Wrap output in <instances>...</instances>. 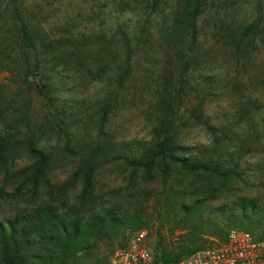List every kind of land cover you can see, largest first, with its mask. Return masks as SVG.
<instances>
[{"label":"trees","instance_id":"1","mask_svg":"<svg viewBox=\"0 0 264 264\" xmlns=\"http://www.w3.org/2000/svg\"><path fill=\"white\" fill-rule=\"evenodd\" d=\"M142 3L154 15L162 8V0H142ZM205 6V0H178L169 12V22L161 26L159 44L165 43L170 48L173 67L154 100L152 136L134 146L115 141L106 132L109 110L102 108L101 120L94 128L64 124L61 127L55 122L60 114L51 102L62 92L57 83L61 74L56 73L70 65L61 58L66 52L72 51L71 55L81 62L89 58L84 69L92 68L90 75L94 74L95 79H115L117 74L122 85L136 71L142 51L140 44L133 45L127 32L122 33L121 41L114 40L109 33L99 36L87 33L88 36L78 32L76 38H71L82 42L78 47L71 48L63 38H48L53 43L51 47H55L42 59L38 53L37 30L26 20L24 8L19 5L10 9L13 28L8 37L0 36V72L14 71L6 62L14 55L24 71L21 74L28 84L26 97L30 104L35 107L36 99L48 110L35 117L28 103L27 107L12 112L0 107V171L10 176L13 186L9 193L0 185V203L18 201L20 196L23 205L14 214L0 217V264H86L102 240L124 236L127 230L143 226L135 207L141 203L139 196L146 184L153 183L164 186L165 208L173 212L178 209L176 215L188 228L221 229L220 219L225 216L235 228L264 238V195L241 191V186L254 189L264 183V174H259L258 166L244 160L256 145L249 142L250 131L245 133L246 139L241 144H234L227 134L217 138V128L210 124L202 99L189 110V119L203 124L213 134L212 146L194 151L181 144L182 136L176 125L178 101L188 85L184 77L193 68L192 55L198 46ZM4 12L0 3V17ZM258 29L256 23L236 25L225 19L219 26V49L231 54L236 64L242 60L249 62L257 49ZM95 39L102 41L103 49L90 56ZM110 44L118 46L124 55L121 68L114 64L119 59L108 48ZM212 81L206 77L208 84ZM57 130V142L49 148L41 147L42 137ZM22 159L26 165L15 172L16 163ZM68 163L73 165L70 180L54 183L53 171ZM107 173L121 178L119 186H100L101 176ZM178 176L187 185L183 183L176 188L180 183L174 184L172 180ZM226 197H231V202L219 206L217 214L211 217L213 203ZM226 237L218 243L225 242ZM183 259L163 252L155 264H179Z\"/></svg>","mask_w":264,"mask_h":264},{"label":"rangeland","instance_id":"2","mask_svg":"<svg viewBox=\"0 0 264 264\" xmlns=\"http://www.w3.org/2000/svg\"><path fill=\"white\" fill-rule=\"evenodd\" d=\"M177 1L162 0V8L154 15L151 8L143 5L142 0H0L5 10L0 17V36L5 34L8 37V32L13 28L10 9L19 5L24 8L26 20L37 30L38 53L42 59L47 56V52L51 54L55 47H51L53 43L48 38H63L73 48L82 43L71 39L79 33H91L90 36L109 33L117 41L122 40V33L130 34L133 45L140 44L142 51L136 63V71L126 82L120 85L117 74H114L115 79H95L94 74L90 75L92 68L84 69L89 58L81 62L69 51L61 57L65 64H70L68 69L63 67L66 70L58 69L56 73L57 76L61 74L56 80L62 92L51 104L56 113L60 114L57 117L59 120L55 122L61 127L64 124L94 128L101 120L99 113L102 116V108L109 110L106 132L115 141L130 142L134 146L142 140H150L155 125L154 100L172 71L171 50L165 43L159 44L158 38L163 28L161 26L169 22V12ZM205 4L200 20L198 46L192 55L193 68L184 77L188 85L182 93V99L178 101L176 125L182 136L181 144L198 151L214 143L213 134L203 124L189 119V110L197 100L202 99L210 124L217 128V138L227 134L234 144H241L246 139L245 133L250 131L252 140L249 142L256 145L245 155L244 160L258 166L259 169H256L259 174H264V0H205ZM225 19L232 20L236 25L258 24L257 49L253 51L249 62L242 60L236 64L231 54L219 49L218 31ZM94 41L96 43L90 56H94L99 48L103 49L100 45L102 41ZM108 48L117 53L115 59L119 60H115L114 64L121 68L124 55L114 44ZM6 62L14 71L0 72V107L12 112L27 107L28 103L36 113L35 117L47 111L43 102L35 99L33 107L26 97L29 89L21 74L24 71L19 60L12 55ZM71 69L76 70L68 71ZM81 70L85 71L79 72ZM206 77L217 81L208 84ZM201 81H204L202 85ZM252 127L254 130H251ZM58 131L45 134L40 140V146L49 148V145L57 142ZM63 137L67 139L65 134H62ZM46 142L48 144H44ZM25 165L26 160L22 159L13 170L19 171ZM71 166L70 163L59 165L52 173V181L56 184L68 182ZM117 168L122 172L119 166ZM11 180L7 173L0 171V185L9 193L13 190ZM120 183V177L108 173L100 178V186L104 188L119 186ZM172 183H180L176 188H180L183 183L187 185V181L183 182L180 176L172 180ZM262 184L254 189L241 186V191L248 195H264ZM139 198L141 203L136 204L135 208L138 209L143 226L127 230L124 236L102 240L86 264H106L114 252L126 244L131 234L142 229L150 231L148 242L155 259L163 252L183 259L193 250L221 242L229 230L235 228L225 216L220 219L221 229L209 231L206 227L197 230L188 228L176 215L178 209L174 213L165 208L166 189L160 184H146ZM231 200V197H226L214 202L210 216H215L217 208ZM21 202L20 196L18 201L10 199L1 202L0 217L14 214L19 206L23 208ZM175 205L178 207L179 200Z\"/></svg>","mask_w":264,"mask_h":264},{"label":"built area","instance_id":"3","mask_svg":"<svg viewBox=\"0 0 264 264\" xmlns=\"http://www.w3.org/2000/svg\"><path fill=\"white\" fill-rule=\"evenodd\" d=\"M150 231L138 230L118 248L106 264H155ZM179 264H264V238L239 228L229 230L226 241L199 249Z\"/></svg>","mask_w":264,"mask_h":264}]
</instances>
